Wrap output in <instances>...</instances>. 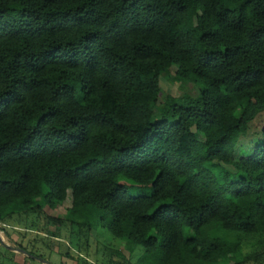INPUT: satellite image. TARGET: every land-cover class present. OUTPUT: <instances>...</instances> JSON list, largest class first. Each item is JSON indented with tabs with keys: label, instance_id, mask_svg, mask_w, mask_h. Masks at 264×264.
<instances>
[{
	"label": "trees",
	"instance_id": "16d2710c",
	"mask_svg": "<svg viewBox=\"0 0 264 264\" xmlns=\"http://www.w3.org/2000/svg\"><path fill=\"white\" fill-rule=\"evenodd\" d=\"M174 68L196 96L160 97ZM263 113L264 0H0V224L35 215L79 252L101 228L135 264H236L221 234L264 238V126L236 152Z\"/></svg>",
	"mask_w": 264,
	"mask_h": 264
},
{
	"label": "rangeland",
	"instance_id": "374dc122",
	"mask_svg": "<svg viewBox=\"0 0 264 264\" xmlns=\"http://www.w3.org/2000/svg\"><path fill=\"white\" fill-rule=\"evenodd\" d=\"M162 76L160 81V97L163 99L167 95L180 97L183 95L196 96L199 88L197 85L187 82L178 83L175 81L173 71ZM249 126L246 137H241L236 147L239 156H248L252 153V148L261 140V128L264 126V113L260 115ZM119 184L131 197L149 196L151 187L149 185H138L132 181L120 179ZM71 206L70 194L67 200L56 210L45 211V215L55 219H64L66 209ZM44 222L35 215L27 218L14 217L7 223L0 224V263L1 264H120V259L115 252H120L125 257L124 264H135L142 254L139 247H133L134 252L128 255L124 242L112 238L105 230L99 228L96 234L92 235L90 247L87 252H79L74 245L75 242L67 239L65 227L61 228L60 236L50 237L46 232L54 231V227L43 228ZM230 241H239L241 254L236 264H264V238H247L235 234H221ZM21 246L23 250L19 249ZM18 250L23 251L20 253ZM25 250V251H24ZM110 257V258H109ZM112 259V260H111ZM9 260L11 262H9Z\"/></svg>",
	"mask_w": 264,
	"mask_h": 264
},
{
	"label": "water",
	"instance_id": "95a60500",
	"mask_svg": "<svg viewBox=\"0 0 264 264\" xmlns=\"http://www.w3.org/2000/svg\"><path fill=\"white\" fill-rule=\"evenodd\" d=\"M20 253H24L23 251H21V250H18Z\"/></svg>",
	"mask_w": 264,
	"mask_h": 264
}]
</instances>
